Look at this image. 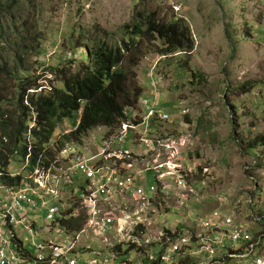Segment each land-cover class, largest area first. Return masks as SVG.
<instances>
[{"label": "rangeland", "instance_id": "rangeland-1", "mask_svg": "<svg viewBox=\"0 0 264 264\" xmlns=\"http://www.w3.org/2000/svg\"><path fill=\"white\" fill-rule=\"evenodd\" d=\"M140 11H156L168 20L184 18L193 49L162 54V39L132 34ZM131 36L139 42L135 71L145 88L143 96L156 93L154 74L163 99L174 107L162 132L188 138L186 156L192 170L196 172L195 163L203 165L216 178L207 185L195 182L187 207H177L176 198L167 199L169 205L163 203L159 211L168 213L159 222L164 225L169 217L168 227L186 223V228H195L207 207H240L242 216L251 200L257 214L264 212V0H0V111L19 115L16 95L24 79L47 75L54 87L63 88L54 70L78 68L86 58L80 42L91 45L101 38L122 45ZM196 73L203 75L194 77ZM127 113L134 115V107ZM72 122L57 123L58 135L74 129ZM108 130L104 126L90 131L88 148L100 145ZM125 147L136 149L130 140ZM14 161L20 169V160ZM147 176L153 182V174ZM40 212L29 215L41 228L34 241L57 239L64 231L57 226L51 236L47 210ZM152 255L158 259L160 249ZM150 256L145 260L133 251L122 261L152 264ZM92 257L79 252L78 264Z\"/></svg>", "mask_w": 264, "mask_h": 264}, {"label": "built area", "instance_id": "built-area-1", "mask_svg": "<svg viewBox=\"0 0 264 264\" xmlns=\"http://www.w3.org/2000/svg\"><path fill=\"white\" fill-rule=\"evenodd\" d=\"M153 76L156 93L142 95L135 114L126 111L97 146L88 148L86 135L53 149L62 136L77 129L74 125L61 135L55 132L50 149L33 151V112L26 126V156L16 151L19 155L10 158L6 169L0 166V264H78L79 252L88 250L93 257L85 264H131L122 259L133 251L145 260L151 255L152 264H264V212L252 209L253 200L242 216L240 207H207L195 228H186V223L168 227L169 217L164 225L159 222L168 213L159 211L163 203L169 205L167 199L176 198L177 207H187L195 182L207 185L216 178L209 167L195 163L196 172L192 170L186 156L188 138L162 132L171 114L159 101L160 79ZM50 80L44 75L28 95L49 94ZM24 103L31 107L28 96ZM129 140L136 149L125 147ZM3 142L8 143L5 138ZM14 160H20V169ZM149 173L153 182L147 180ZM42 209L51 221L50 235L57 226L64 231L58 240L34 241L41 228L29 215L40 216ZM80 216L79 231L62 228L61 220ZM156 249L158 259L152 255Z\"/></svg>", "mask_w": 264, "mask_h": 264}, {"label": "trees", "instance_id": "trees-1", "mask_svg": "<svg viewBox=\"0 0 264 264\" xmlns=\"http://www.w3.org/2000/svg\"><path fill=\"white\" fill-rule=\"evenodd\" d=\"M132 34L143 36L144 39H162V54L190 52L194 47L191 28L184 18L163 19L156 11H140L135 18ZM80 43L78 45L84 48L86 58L80 60L78 68L54 70L61 76L63 88L54 87L50 81L52 91L49 94L28 95V90L38 87L40 79H24L16 95L19 115L16 117L10 115V112L0 111L1 168L8 167L9 160L15 157L16 151L23 157L26 156V126L33 118V112L36 114V125L32 133L36 141L32 150L37 151L45 147L50 149L57 123L64 119L73 120L77 129L62 136L53 149H61L71 140L80 141L81 137L96 128L117 126L126 117L127 109L136 107L145 88L137 81L135 66L138 58L135 53L139 42H135L134 36L128 41L123 40L122 45L111 44L101 38L91 45L88 42ZM202 75L193 74L194 77ZM27 96L31 107L24 103ZM2 100L4 99L0 97V101ZM159 101L169 112L171 108L174 112V107L163 99L162 92ZM3 138H8L9 143H4ZM61 224L67 230L79 231L83 227V216L69 221L61 220Z\"/></svg>", "mask_w": 264, "mask_h": 264}]
</instances>
